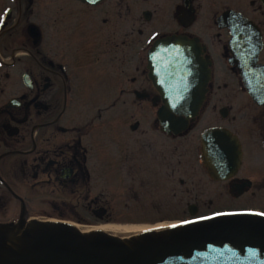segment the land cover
Returning a JSON list of instances; mask_svg holds the SVG:
<instances>
[{"label":"flooded vegetation","instance_id":"obj_1","mask_svg":"<svg viewBox=\"0 0 264 264\" xmlns=\"http://www.w3.org/2000/svg\"><path fill=\"white\" fill-rule=\"evenodd\" d=\"M162 40L188 61L179 78L205 80L178 137L157 120ZM193 131L189 164L169 140ZM210 159L228 163L226 180ZM192 170L206 186L176 182ZM173 183L190 217L215 200L264 205V0H0V221L36 220L41 201L52 217L115 223L116 204Z\"/></svg>","mask_w":264,"mask_h":264},{"label":"water","instance_id":"obj_2","mask_svg":"<svg viewBox=\"0 0 264 264\" xmlns=\"http://www.w3.org/2000/svg\"><path fill=\"white\" fill-rule=\"evenodd\" d=\"M152 59L159 76L154 81L166 103L160 121L164 131L178 134L197 115L203 88L199 94L197 81L179 78L189 73L183 70L188 61L163 51V44L156 46ZM217 163L227 168V162ZM0 264H264V216H218L131 238L21 219L0 223Z\"/></svg>","mask_w":264,"mask_h":264},{"label":"rangeland","instance_id":"obj_3","mask_svg":"<svg viewBox=\"0 0 264 264\" xmlns=\"http://www.w3.org/2000/svg\"><path fill=\"white\" fill-rule=\"evenodd\" d=\"M196 133L194 131L187 136L184 139H175V140H169V146L170 149H173L177 147L178 145H184L185 151L184 153L187 154L186 157V163L191 164L192 162L195 163V158L192 156L190 157V154L194 153V138ZM162 134L159 131L153 132V137H154V147H157L158 141L157 139L161 136ZM189 161V162H188ZM195 171L192 170V172H189V179L185 177L184 175H176L175 179L176 182L178 183L179 178H185L187 183L186 187L193 188L194 183L198 185L206 184L204 175L199 173V178L194 177L193 175ZM172 180V178H171ZM192 184V185H190ZM172 184H170L171 186ZM206 186V185H202ZM167 189L165 191H160L158 192V189H154L153 193H146L141 196V199L136 201V200H124V203H127L124 205V203L121 205L119 204V207H117V204L115 206L114 201H111V205L115 206V217L118 220V223L116 225L119 226H126V227H132V228H142L146 226H154L158 225L161 223H177L180 222L181 220H187L190 218L188 214H184V204L181 202L183 193L181 188L177 184L174 185L173 187H166ZM164 193V194H162ZM113 196L109 199L112 200ZM41 200V198L39 199ZM185 201V200H184ZM259 205V206H258ZM227 206L226 202L223 200H215V207L210 209V210H202L199 215H206L215 211H220L224 209ZM260 206H264L263 204H257L256 206H248L247 208H253V209H259ZM56 211V208H54V205H48V204H43L41 201L35 205H32V212L34 213V216H37L38 214L42 213H52ZM36 214V215H35ZM32 215V214H31ZM41 215H38L37 218H41ZM45 218L48 219H57L55 217H51L50 215L44 216ZM43 218V219H45ZM5 220V218H4ZM66 220V219H64ZM68 221H73L69 220ZM84 228H91V226H88L85 224Z\"/></svg>","mask_w":264,"mask_h":264},{"label":"bare ground","instance_id":"obj_4","mask_svg":"<svg viewBox=\"0 0 264 264\" xmlns=\"http://www.w3.org/2000/svg\"><path fill=\"white\" fill-rule=\"evenodd\" d=\"M177 223H179V222H177ZM174 224H176V223H166V224L161 223L158 225L146 226V227H142V228H132V227H126V226H119V225H108V226H101L98 228H89V229L78 226V228L81 229L82 231H87V230H91V229H101L105 232H110V233L120 235V236H130V235L142 233L143 231L169 228L171 225H174Z\"/></svg>","mask_w":264,"mask_h":264},{"label":"snow or ice","instance_id":"obj_5","mask_svg":"<svg viewBox=\"0 0 264 264\" xmlns=\"http://www.w3.org/2000/svg\"><path fill=\"white\" fill-rule=\"evenodd\" d=\"M216 215H232V213H217ZM256 215L264 216V212L256 213ZM200 219H211V217H201ZM196 221H184L185 224L195 223ZM176 225H173L175 227Z\"/></svg>","mask_w":264,"mask_h":264}]
</instances>
